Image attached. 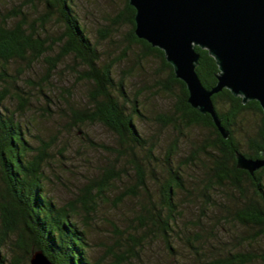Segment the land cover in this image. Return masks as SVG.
I'll return each instance as SVG.
<instances>
[{"label": "trees", "instance_id": "trees-1", "mask_svg": "<svg viewBox=\"0 0 264 264\" xmlns=\"http://www.w3.org/2000/svg\"><path fill=\"white\" fill-rule=\"evenodd\" d=\"M36 1L41 3V10L34 18L29 17L21 7L17 10L11 8L0 18V60L3 61H0V264H21L22 261L30 264L35 250H41L52 264H96L89 254L86 232L79 226L78 220L83 226L94 228L88 218L92 212L94 214L95 197L104 192L111 180L120 176L107 168L102 176L85 185L73 199L57 204L45 185L50 141L40 137L38 144L33 146L28 140L27 122L31 123V119L22 123L20 115L28 111L29 102L23 95L25 91L13 78L8 84L2 83L8 76L3 63L11 57L37 61L44 54L49 72L70 57L74 64L80 66V77L91 83L88 105L72 113L73 122L78 125L86 120L100 123L113 132L117 142L115 152L123 154L131 151L133 166L140 169L139 182L143 185L144 172L135 151L142 152L149 164L156 160L158 133L146 136L138 127L137 121L145 116L140 107V93L130 95L125 75L117 79L114 77V67L120 58H102L97 43L91 40L75 11L74 0ZM34 2L31 0V3ZM124 2V8L117 17L131 26L130 42L138 44L144 57L153 55L159 59L166 77L158 81L157 89L175 99L170 110L153 116L161 128L170 127L173 135L163 153L161 164L164 175L159 182V197L150 210L152 226L162 237L169 253L178 261L170 242V236L177 231L182 216L177 194L197 192L201 201L198 218L203 220L209 216L215 202L210 191L225 186L239 195L235 206L220 211L218 216L243 229L240 236H236L242 239V248L238 245L234 251L206 259L198 245L201 237L195 243L187 239L191 254L187 260L175 264H264V250L259 253L244 247V244L253 245L264 239V167L251 174L238 168L235 158L236 152L260 158L264 151V113L259 102L249 100L243 103L240 96L233 95L227 88L212 95L214 109L228 132L224 138L209 113H201L189 105L186 85L175 77L163 50L136 36L135 9L128 0ZM52 21L59 25L60 34L50 36L47 33V26ZM195 49L200 54L196 72L204 86L210 88L216 83L218 66L206 49L199 46ZM7 99L18 101L13 110L6 106ZM248 115L255 118L253 126ZM192 127L202 128L206 134L197 149L175 163L179 142L186 135V130ZM199 151L207 154L208 169L198 180L202 184L189 186L182 168ZM197 222L184 223L182 232L190 236L192 231L188 226L193 224L196 225V238L202 236V223ZM116 236V242L129 247L128 238L119 237L123 236L120 233ZM5 248L12 252L9 260L2 253ZM129 250L133 257L139 258L137 253ZM122 260L116 255L114 264H120Z\"/></svg>", "mask_w": 264, "mask_h": 264}, {"label": "rangeland", "instance_id": "rangeland-1", "mask_svg": "<svg viewBox=\"0 0 264 264\" xmlns=\"http://www.w3.org/2000/svg\"><path fill=\"white\" fill-rule=\"evenodd\" d=\"M124 3V0H74V7L87 34L97 43L102 58H120L114 67V77L117 79L125 75L130 95L140 93V107L145 116L137 121L138 127L146 136L158 133L156 160L149 164L143 158L142 152L135 151V156L140 157V167L144 172V185L139 182L141 171L133 166L131 151L123 154L115 152L117 142L113 132L100 123L86 120L78 125L73 122L72 113L88 105V89L91 83L80 77V66L74 64L70 57H66L49 72L47 56L44 54L37 61L11 57L3 63L8 76L2 83L8 84L13 78L25 91L23 95L29 102L26 107L28 111L20 115L22 123L31 119V123L27 122L28 140L33 146L38 144L40 137L50 141L49 157L45 165L47 192L57 204H64L93 179L96 181L102 176L107 168L118 173L120 177L111 180L104 192L95 197L94 214L92 212L88 218L94 228L85 227L78 220L79 226L86 232L89 254L96 264H114L116 255L123 259L120 264H175L187 260L191 254L186 244L187 239L195 243L199 237L202 240L198 245L206 259L234 251L242 244V239L236 236H240L243 229L224 220L218 213L234 207L239 193L225 186L210 191L215 202L211 211H208L209 216L203 220L198 218L201 201L197 192L177 194L176 200L182 216L178 223L179 228L176 227L177 231L170 236V242L178 261L169 253L162 237L151 224L150 210L153 203L157 204L159 182L164 175L161 164L163 153L173 135L170 127L161 128L153 116L157 112L166 113L170 110L175 99L160 88V91L157 89L158 81L166 77L159 59L153 55L144 57L138 44L130 42L131 26L117 17L123 10ZM18 7L34 18L41 10V3L36 0L34 3L31 0H1L0 18L11 8L17 10ZM59 30V25L53 21L47 26L50 36L60 34ZM16 101L7 99L5 104L13 110ZM248 117L253 126L256 122L254 116ZM186 132L179 142L175 163L197 149L206 134L199 127L189 128ZM206 159L207 154L199 151L182 168L189 186L202 184L198 180L204 177L208 169ZM198 220L202 223V236L196 238V225L193 224L188 226L192 231L190 236L182 232L184 223L192 221L197 224ZM119 233L123 236H119ZM115 235L128 238L129 247L116 242ZM249 245L244 244V247L260 253L264 250V239ZM129 249L137 253L139 258L133 257ZM2 253L6 254L8 260L12 256L8 248ZM20 263L27 264L24 261Z\"/></svg>", "mask_w": 264, "mask_h": 264}, {"label": "water", "instance_id": "water-1", "mask_svg": "<svg viewBox=\"0 0 264 264\" xmlns=\"http://www.w3.org/2000/svg\"><path fill=\"white\" fill-rule=\"evenodd\" d=\"M134 7V33L163 50L176 78L187 88V102L201 113H209L224 138L212 95L227 88L243 103L257 100L264 113V0H128ZM206 49L218 66L216 83L208 88L196 66ZM236 166L253 173L264 167L260 158L235 153ZM30 264H52L35 250Z\"/></svg>", "mask_w": 264, "mask_h": 264}]
</instances>
